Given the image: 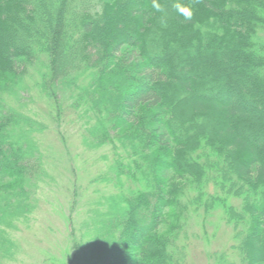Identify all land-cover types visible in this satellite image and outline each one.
Here are the masks:
<instances>
[{
    "label": "trees",
    "instance_id": "16d2710c",
    "mask_svg": "<svg viewBox=\"0 0 264 264\" xmlns=\"http://www.w3.org/2000/svg\"><path fill=\"white\" fill-rule=\"evenodd\" d=\"M151 2L0 0V264L53 180L47 123L21 111L32 89L63 143L66 105L84 147L114 156L92 182L115 191L80 222L73 183L72 255L52 262L187 264L190 218L220 211L238 260L216 264H264V0H185L191 21Z\"/></svg>",
    "mask_w": 264,
    "mask_h": 264
},
{
    "label": "rangeland",
    "instance_id": "374dc122",
    "mask_svg": "<svg viewBox=\"0 0 264 264\" xmlns=\"http://www.w3.org/2000/svg\"><path fill=\"white\" fill-rule=\"evenodd\" d=\"M37 95L35 89L25 94L29 99L22 103L24 108L21 111L47 123L48 129L35 135L43 145L45 161L53 180H49V185L41 191L39 209L32 216L31 222L19 225L18 232H10L20 245V250L15 261H10L9 264H55L52 256L58 258L60 254L61 258L66 251L72 255L71 243L68 241L69 227L62 219V214H69L73 183H77L80 194L75 215L79 220L77 222L85 219L95 201L115 191V188L106 183L92 182L96 176L109 174L108 167L114 159L110 148L96 151L85 148L82 143V123L76 121V113L66 109V105L63 106V125L60 129L66 139L63 143L57 134L55 122H51L47 116L49 123L41 116L46 106L35 99ZM221 217L222 213L217 211L211 217L204 218L201 215L199 218H190L184 235L188 247L187 264H216L215 254L223 252L228 254L229 260H238L227 249L231 244L232 230L220 221Z\"/></svg>",
    "mask_w": 264,
    "mask_h": 264
},
{
    "label": "clouds",
    "instance_id": "9594fccd",
    "mask_svg": "<svg viewBox=\"0 0 264 264\" xmlns=\"http://www.w3.org/2000/svg\"><path fill=\"white\" fill-rule=\"evenodd\" d=\"M172 7L178 14V16L183 17L185 21H191L193 18V10L190 5L185 3V0H175ZM151 8L156 13H162L165 8V4L161 0H152Z\"/></svg>",
    "mask_w": 264,
    "mask_h": 264
}]
</instances>
